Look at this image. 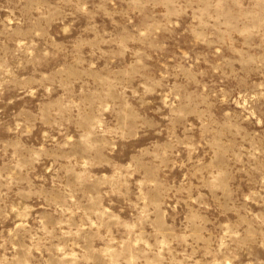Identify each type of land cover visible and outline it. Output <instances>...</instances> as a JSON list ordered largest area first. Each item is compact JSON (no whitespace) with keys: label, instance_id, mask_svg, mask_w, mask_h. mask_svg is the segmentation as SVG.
<instances>
[{"label":"rangeland","instance_id":"obj_1","mask_svg":"<svg viewBox=\"0 0 264 264\" xmlns=\"http://www.w3.org/2000/svg\"><path fill=\"white\" fill-rule=\"evenodd\" d=\"M0 264H264V0H0Z\"/></svg>","mask_w":264,"mask_h":264}]
</instances>
